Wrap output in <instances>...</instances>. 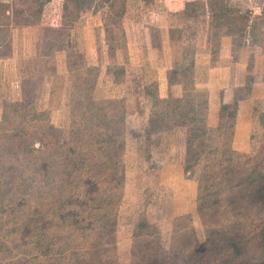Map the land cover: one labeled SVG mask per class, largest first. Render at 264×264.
<instances>
[{"label": "rangeland", "instance_id": "rangeland-1", "mask_svg": "<svg viewBox=\"0 0 264 264\" xmlns=\"http://www.w3.org/2000/svg\"><path fill=\"white\" fill-rule=\"evenodd\" d=\"M122 1L0 0V264L259 262L264 203L224 159L235 103L208 127L194 81L226 49L264 80V0Z\"/></svg>", "mask_w": 264, "mask_h": 264}, {"label": "crops", "instance_id": "crops-1", "mask_svg": "<svg viewBox=\"0 0 264 264\" xmlns=\"http://www.w3.org/2000/svg\"><path fill=\"white\" fill-rule=\"evenodd\" d=\"M206 54L198 56L195 63L196 68H202L203 71H201L205 74L204 79L206 80L200 83L194 78L195 90L201 91L206 97L205 121L209 124L208 127H214L218 117H221L219 106L235 103L231 148H234V145L240 151H245L249 147L248 133L250 132L248 131L251 117H254L255 103H261L264 109V80L261 79L262 82L252 85L248 76L251 68L247 65V61L233 62L227 49L220 51L217 64L209 65ZM261 69L264 70V65ZM213 71L216 73V78L208 82ZM239 91L241 97L236 96Z\"/></svg>", "mask_w": 264, "mask_h": 264}, {"label": "trees", "instance_id": "trees-1", "mask_svg": "<svg viewBox=\"0 0 264 264\" xmlns=\"http://www.w3.org/2000/svg\"><path fill=\"white\" fill-rule=\"evenodd\" d=\"M106 1H108V3H111L108 8L112 9L114 3L117 0H106ZM121 1L122 0H119L118 4L123 2V1L122 2ZM1 6L2 5L0 4V7ZM66 7L67 6L64 5V7H63V11L64 12H61V20L63 22H65V20H67L66 19L67 15L65 13L66 12ZM219 8L222 9V7H219ZM184 11H185L184 14L186 15V11H187L186 8L184 9ZM240 19L243 20L244 17L241 16ZM56 31H57V29L52 30V32H54V33ZM232 107L235 108V104ZM219 115L221 116L220 111H219ZM233 121H234V117H232L231 122L233 123ZM219 129H221V128H219ZM227 136L229 137L228 145H227L228 147L224 151V159L225 160L229 159L232 162V165H234L232 167V170H233V175L235 176V177L231 176L233 181L230 184L232 186L229 187L230 191L232 192L233 195H235V194L237 195L238 194V192H236L237 187L241 186V185H245V188H247V189L252 191V194H250V202H251L250 205H252L255 202H258L259 204L264 203V153L261 154L262 155L261 158L259 159V161H257V162H259V164L255 168H253L252 171L247 172L250 169L247 168L248 166H246V164L236 165L235 163H233V160H232V155H233V153L236 152L230 146L231 145V141H232V126H231L230 133ZM251 142H252V138L249 135V138H248V143H249L248 153L249 154H247L248 156L245 157L246 158V162L248 164H249V162H251V160H250L251 159V157H250V155H251V150H250ZM241 153L243 154V152H241ZM258 157H259V155L255 156L256 159H258ZM80 209H81L80 211H82L86 215V211H88V209H85L82 206L80 207ZM90 228H91V226H90ZM99 239L100 238H95L96 243L100 244V240ZM101 258H102L101 255H97L95 257V261H94L95 263L94 264H103L101 262ZM250 264H264V250H263V257L261 258V260L259 262L250 263Z\"/></svg>", "mask_w": 264, "mask_h": 264}]
</instances>
